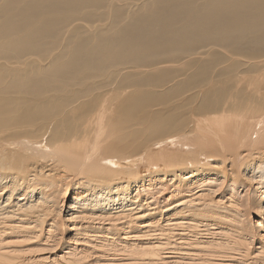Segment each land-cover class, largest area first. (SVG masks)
I'll use <instances>...</instances> for the list:
<instances>
[{
	"label": "bare ground",
	"instance_id": "6f19581e",
	"mask_svg": "<svg viewBox=\"0 0 264 264\" xmlns=\"http://www.w3.org/2000/svg\"><path fill=\"white\" fill-rule=\"evenodd\" d=\"M2 201L0 264H264V0H0Z\"/></svg>",
	"mask_w": 264,
	"mask_h": 264
},
{
	"label": "rangeland",
	"instance_id": "374dc122",
	"mask_svg": "<svg viewBox=\"0 0 264 264\" xmlns=\"http://www.w3.org/2000/svg\"><path fill=\"white\" fill-rule=\"evenodd\" d=\"M158 167H156L155 166V169H157ZM228 174H230L229 172H227ZM162 174V173H161ZM16 200H17V202H19V200H18V198H16ZM26 201H22L21 203H25ZM3 204H7V202L6 201H4V203H3V201L0 203V205H2L3 206ZM4 205V206H5ZM80 204H78L76 207H74V209L72 208V210L71 211H68V204H67V211H66V213L65 214H68V216H71L70 214H72L73 212H75V211H78V209L79 208H81L80 206H79ZM79 206V207H78ZM0 208H1V206H0Z\"/></svg>",
	"mask_w": 264,
	"mask_h": 264
}]
</instances>
